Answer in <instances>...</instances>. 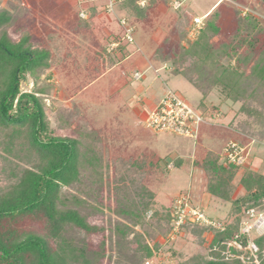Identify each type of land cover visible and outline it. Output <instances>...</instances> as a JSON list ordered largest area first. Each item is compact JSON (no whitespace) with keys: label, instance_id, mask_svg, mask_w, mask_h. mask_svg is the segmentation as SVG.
<instances>
[{"label":"trees","instance_id":"obj_1","mask_svg":"<svg viewBox=\"0 0 264 264\" xmlns=\"http://www.w3.org/2000/svg\"><path fill=\"white\" fill-rule=\"evenodd\" d=\"M235 2L220 0L205 15L196 36L193 39L188 36L192 42L186 46L182 43L181 29L172 31L168 36L178 38L170 41L180 51L175 53L161 47L157 55L163 54L169 59L179 55L181 61L189 59L185 70L175 69V73L183 74L201 90L202 99L215 89L221 97L224 95L223 101L239 103L236 117L241 119L237 127L247 137L261 142L264 141V44L261 46L259 40L264 39L263 24L257 16V3ZM18 14V9L15 13L8 8L0 10V173L6 181L0 186V264H100L104 257L101 253L104 230L92 221V210L97 209L89 200L101 202L98 185L102 181L95 183L90 177L92 162L99 159L95 148L86 147L87 143L94 142L93 131L78 126L80 110L76 106L73 110L60 107L53 111L55 125H51L44 96L50 86L38 84L40 76L52 64L50 52L47 48L32 46L28 34L23 33L17 41L11 40L7 27ZM256 43L260 49L252 47ZM251 49L255 54H251ZM29 77L33 79L32 89L22 91L20 86ZM213 107L218 108L215 104ZM92 151L96 154L94 159L88 157ZM200 165L209 176V188L213 180L225 182L227 186L231 173L242 166L227 164L222 155L215 153L207 155ZM219 169L228 172V178L221 177ZM86 179L90 183L86 184ZM242 181L245 192L229 199L231 213L236 218L223 221V230H213L188 218L176 227L173 201L156 209L152 205L155 193L143 184L139 187L151 202H142L143 206L132 210L118 206L116 209L132 225L143 227L148 223L149 236L161 224L164 238L178 227L181 230L191 226V233L199 237L207 229L214 232L207 254L173 264H254L225 253L248 254L226 243L249 219L247 210H264V174L253 173L250 179ZM224 186L215 192L227 198ZM121 226L117 223L116 230L120 242L124 243L128 231ZM146 233L136 232L133 237L132 241L138 243L128 254L130 259L138 255L133 264H159L148 261L154 251L143 239ZM98 236H102L99 241ZM236 239L243 245L249 239L255 242L259 248L257 264H264V233H240Z\"/></svg>","mask_w":264,"mask_h":264},{"label":"rangeland","instance_id":"obj_2","mask_svg":"<svg viewBox=\"0 0 264 264\" xmlns=\"http://www.w3.org/2000/svg\"><path fill=\"white\" fill-rule=\"evenodd\" d=\"M133 1L137 4L136 0ZM179 1L183 2L182 6L175 8L174 3ZM219 1L146 0V7L141 8L129 19L132 21L136 16L137 22H127L125 25L132 28L133 41L127 44L129 51L122 48L118 53L111 54L112 52H108V41L112 36H104L102 43H99L102 49L101 47L96 49L95 44L91 45L88 41L92 39V41L99 42L98 26L89 20L92 14H96L94 5H106L107 0H0V10L8 8L12 13H15L17 9L19 11L16 19L7 27V33L11 40L17 41L23 33L28 34L32 46L47 48L50 52L52 64L50 69L40 76L38 84L50 86L44 96L48 106L47 117L50 119L51 125H55L53 111L60 107L73 110V107L76 106L80 110L78 126L86 131H93L94 142L87 143L86 147H93L98 152L96 154L99 160L91 161L94 167L90 177L91 179L94 178L95 183L99 182L100 179L102 181L98 185L101 187V192H99V201L101 202H94L88 198L87 200L92 202L93 208L97 209V211L92 210V221L103 226L104 230L103 239L102 236L97 237V241L102 239L105 242L101 252L104 257L100 264H133V261L138 257L136 255L130 259L128 255L129 251L138 244L132 241L133 237L136 232L146 233L149 225L148 223L143 227L132 225L127 219H123L116 206L125 207V210H132L143 206L142 202H151L139 184H143L155 192V201L152 205L156 209L162 205H170L180 193H183L189 196V202L193 207L200 208L208 217L219 218L215 221L224 223L223 221L230 222L236 218L231 213V204L223 199V205H227V207L221 213L218 210L214 211L212 205L208 206L207 200L212 204L215 201L216 203L221 202V200L211 197L209 193L216 194L215 191L226 183L222 184L219 180H213L209 188V176L199 162H203L210 153L221 155L222 148L229 139L246 145L247 159L246 163L239 169L241 173H238V170L231 173V180L227 186H224L225 193L234 196V198L231 197L232 199L245 192L237 194L241 176L249 178L255 171L264 173V142L255 141L248 145V139L251 138L247 137L245 133H241L237 127V122L241 119V117H236L239 103L225 100L227 101L226 104H221V102H225L223 101L224 95L222 94L223 97H221L218 91H214L212 95L215 98L212 101L218 108L216 107L217 109L212 110V112L213 115L218 114V112L221 115L220 117L215 115L214 120L208 113L209 105L201 100V90L196 88L183 74L173 73L175 69L183 72L190 64L189 59L181 61L179 55H176L175 59L162 56L160 63L166 64L170 71L163 69L159 72L158 79L156 77L151 78L154 80L152 86H155L153 92L156 90L157 94L155 102L160 97L162 98L167 90H171L178 94L195 112L203 116L204 121L210 124L205 128L206 125L200 123L195 136L192 137L169 131H152L138 124V122V125L134 122L138 118L134 116L135 114L133 115L132 109L127 104L125 108L123 104L125 103L124 97L127 96L128 92L131 93L130 95L133 94L129 97L131 100L135 92H142L143 90L141 79L131 81L135 70L141 73L142 78L144 77V73L139 67H132L126 74L129 82H131L128 92L127 89H123L119 95L111 97L108 95L109 85L120 75L117 70L107 77H101L80 91L82 86L95 79L97 70L100 68L94 70L93 66L98 62V59L100 60L99 54L104 56L101 63L112 62L128 55L129 52H136L134 56H137L140 62H144L146 58H143L142 54L145 56L148 51V46L145 45L157 46L155 44L157 39L153 40L152 37L154 33L160 32L158 35V39H160L172 31L175 32L177 28L181 29L180 36L184 40L182 43L186 46L192 42V38H188V23L192 17L197 15L204 20V15L209 13ZM230 1L239 4V1ZM253 1L258 5L257 16L262 21L261 35L264 36V2ZM159 2H164L167 6L166 15L163 17L158 10L160 5L157 3ZM214 3L216 4L214 5ZM81 5L89 6V19L80 18L78 8ZM154 5L157 6L153 9ZM116 6L115 3L113 7L115 12L117 15L121 14ZM129 8L131 11V7ZM123 12L126 13L125 8ZM149 12L153 13L150 15ZM108 16L110 19L114 17L111 12L108 13ZM113 22L119 39H123L125 27L118 25L117 21ZM163 39L159 45L160 50L162 47L166 51L174 50L175 53L180 51L174 48L175 44L170 41L178 38L167 36L165 41ZM259 41L261 42L260 45L263 46L264 39L261 37ZM136 43L138 49H142V51L135 49ZM256 44L252 47L260 49L259 44ZM250 52L255 54L253 49ZM33 84V79L29 77L26 82L21 84V90L29 91ZM151 91L152 89L147 92L151 93ZM70 96H72L71 101ZM143 107L147 108L146 106ZM126 109L128 112L125 111ZM92 153L88 154V157L94 159L96 154L93 151ZM169 162H173L175 165L169 168L167 164ZM218 171L221 177L228 178V172L223 169ZM235 174L239 176L235 178ZM2 176L3 174L0 173V186L6 183ZM85 181L86 184L90 183L87 179ZM86 211L88 212L87 209ZM150 214L151 212H148L147 216ZM150 221L152 219L148 222ZM117 223L120 224V228L123 224L128 231L124 237V243H121V238L118 237ZM220 223H216V226L219 227ZM163 229L164 226L161 224L158 229H152L155 232L154 234L150 232L152 237L148 233L143 237L145 243H148L154 251L152 258L148 260L151 263L173 264L174 262H185L192 257L195 258L198 254H207L208 245L214 236L211 229L216 230V228L211 227L203 233L202 237H199L191 233V226L181 230L178 227L168 237L164 238ZM253 234L255 233L252 232ZM90 246L92 247L93 244Z\"/></svg>","mask_w":264,"mask_h":264},{"label":"crops","instance_id":"obj_3","mask_svg":"<svg viewBox=\"0 0 264 264\" xmlns=\"http://www.w3.org/2000/svg\"><path fill=\"white\" fill-rule=\"evenodd\" d=\"M179 2H180V6H182V3L183 2L182 1H179ZM160 3H162V4H160ZM158 4L160 5L158 7V10L160 11V15L163 17V16L166 15V11H167V8L166 7L167 6H166V4L164 2H159V3H157V5ZM215 4L216 3H214V5ZM90 5L93 6V4H90ZM116 5H117L116 8L118 7V9L121 11V14H118L117 15V12H115V10L113 9V11L111 13L113 14L114 17L111 18V19L108 16V13H110V12H106L104 10L105 5H103V6L94 5L96 14L95 13L92 14V16H91V18H90L89 21H92V23H95V25L98 26L97 32H98V35H99L98 36V41L99 42L92 41V39L91 40H88V41L90 42L91 45L92 44H95L96 49H98L99 47H101V49H102V46L99 43H102V40H103L104 36L105 35H108V36H112L109 39V41H108V49L109 50L111 49V48H109L110 47V43L111 42H117L116 49H111L110 51L117 52L118 53V51L122 50V48H125L126 51H129L127 49V44L129 43V41H127L125 38L119 39V37H118L119 35L116 33V26H115V24H114L113 21H117L119 23L118 25H121V23L119 22V19L120 18H124L126 20V24H127V22L136 23L137 22L136 16H134V18L132 19V21H129V19L133 15H135L134 13L138 12L141 8H145L146 6L145 7H141L138 4H136L134 1L132 2V0H118L116 2ZM132 5L135 6V7H133ZM157 5H154L153 9ZM173 6L175 7V4ZM129 7H131V11H130V8ZM124 8L126 9V13L123 12ZM88 9H89V6H86L85 7V6H82V5L78 8V12L84 11L86 13V17L85 18H83V17H80V18H83V19H87L88 18L89 19L90 13H89V10ZM128 11H130V12H128ZM148 11H150V10H148ZM78 12H77V14H78ZM152 13L149 12L148 14L151 15ZM79 16H80V14H79ZM194 17H197V15H194L192 17V19ZM192 19L188 23L189 24L188 27L191 25ZM155 21L158 22V20H155ZM159 34H160V32H155L154 33V36H152L154 38L153 40L157 39V41L155 42V44H157V46L155 45V47H154V45H152L153 46L152 47L150 44L145 45V46H148V51L145 53V56L142 54V57L143 58H146V61L144 60V62H140L139 58L137 56H134V54L136 52H133V53L129 52L128 55H126L124 57H121V58H117L116 60H113L112 62L111 61H108V62H105V63H101V61L104 59V56H101V54H99L100 60L98 59V62H96V64H94V66H93L94 67V70H96L95 68H97V69L100 68L99 70H97V75H96L95 79H93L92 81L88 82L86 85L82 86L81 89H80V91L83 90V89H85L88 85H90L94 81H97L101 77H107L108 75H110L111 73H113V71L117 70L120 75L115 80H113L112 83L109 85L108 95L110 97L111 96H114V95H119V94H121V92L123 91V89H127V92H128V89L130 88L131 82H129L128 77L126 76V74L129 73V70L132 67H139V68H141L142 69L141 72L144 73V77L142 78V76H141V78H139L142 81V84H141L142 89H143V90L141 89L142 92H135L134 97H132L131 100H129V97H131L133 94L130 95L131 93L128 92L127 96H125V94H123V93H122V95L125 96L124 97L125 103L123 104L124 105V108L126 107V104H127L132 109L131 112L133 113V115L135 114L134 116H136V118H138V119H135L134 122L136 124L138 122V124H141L142 125V119H143L144 115L147 113L148 110L152 109L158 103V101L161 98L160 97L158 99V101L155 102L156 99H157V97H156L157 94H156V90H155V92H153V90H154L153 87L155 88V86H152L153 81H154L152 78H155L156 77L158 79L159 78V72L162 71L163 69H167V70L170 71V68H167L166 67V64H163L162 65V63H160V61L162 59V56H164V55L163 54L162 55H157V54H159V50H160L159 49V45H160L162 39L164 38L163 40L165 41V39L167 38L168 35H164L165 37L163 36V38L158 39V35ZM124 40L127 41V42H125ZM88 41L86 40V42H88ZM132 41H133V39H132ZM132 41H130V42H132ZM97 44H98V46H97ZM135 49L138 50V51H142V49H138L137 43H136V48ZM58 61H59V59H58ZM135 72H139V71L138 70L137 71L135 70L134 73ZM134 73L132 75L133 76L132 77L133 79H131V81H133V80H139V79H135L134 78ZM173 73H175V72H173ZM145 74H147V75H145ZM161 82L163 83V80ZM163 86H165V85H163ZM165 87H167V86H165ZM150 89H152L151 93L150 92H147ZM214 91H216V90L213 89L204 99L201 98V100L203 102H206L209 105V107H208V113H210L211 116H212V118L215 120V117H216L215 115H217L218 117H220L221 115H220L219 112H218V114L213 115V112H212V110L217 109L216 107H213L214 102L212 101V99H214L215 96L213 97L212 94L214 93ZM147 93H149V94H147ZM145 95H147V96H145ZM69 99L71 101L72 96H70ZM206 100H208V101H206ZM226 102L227 101L221 102V104H223V103L226 104ZM143 106H146L147 108L150 107V108L147 109V108H145ZM129 107H127V108H129ZM125 111H127V109ZM202 123L204 125H206L205 128L210 125L206 121H204ZM241 136H243V135H241ZM243 137H245V136H243ZM248 140H249L248 145L255 142L254 139H248ZM257 142H259V141H257ZM261 142H264V141H261ZM244 146H246V145H244ZM255 161H256V159H255ZM201 162H199V163H201ZM167 164H168L169 168H172L175 165V163H173V162H169ZM226 166H229V165H226ZM240 168L241 167H239L237 169L238 170V173H241L239 171ZM253 173H260V172L255 171V172H252V174ZM238 176H239L238 174L237 175L236 174L234 175L235 178H237ZM243 179H250V177L248 178L246 176H244V177L241 176V180H240L241 183L239 184V187L237 188V194L243 193V191H245V185L243 184V181H242ZM209 194L211 195V197H214V198H217V199L221 200V202L218 201L216 203V201H215L212 204V203H210L209 200H207L208 201L207 202L208 206L209 205H212V208H214V211L218 210L221 213L227 207V205H223V199H225L228 203H231L229 201V199H232L231 197L234 198V196H230L228 194H226L228 196L227 198L221 197L220 195H217V194H214V193H212V194L209 193Z\"/></svg>","mask_w":264,"mask_h":264},{"label":"built area","instance_id":"obj_4","mask_svg":"<svg viewBox=\"0 0 264 264\" xmlns=\"http://www.w3.org/2000/svg\"><path fill=\"white\" fill-rule=\"evenodd\" d=\"M118 0H107L104 10L106 12H112L114 4ZM137 4L141 7L146 6V0H136ZM175 7L180 6V2H175ZM80 17H86L84 11L79 12ZM119 22L124 26V38L127 41H132V28L127 27L126 20L120 18ZM204 20L202 17L197 16L192 19L191 25L188 27L189 38H194L200 28L203 26ZM117 47V42H111L110 48L114 49ZM140 72L134 73V78H141ZM204 122L203 116L195 112L178 94L167 90L158 103L144 115L142 119V125L152 131H169L172 133L184 135V136H195L197 127L200 123ZM222 158L225 159L227 164L235 163L238 165H244L247 159V152L244 145L238 143L235 140H228L222 148ZM172 210L175 215V226H179L183 223L185 218L190 219L193 223L202 224L206 227H213L216 230H223L224 224L215 221L214 218L208 217L200 208L193 207L189 202V196L180 193L174 200ZM249 215V219L243 222L239 228V232L234 234V238L229 240L226 244L229 247H234L237 250L248 251L247 255L239 254L236 255L233 252L225 251L226 256L234 257L237 256L244 263L257 264L259 261L258 252L259 248L255 242L251 239L243 245L236 238L240 233L255 234L264 233V210L255 212L254 208H250L246 212ZM216 223H220L219 227Z\"/></svg>","mask_w":264,"mask_h":264}]
</instances>
